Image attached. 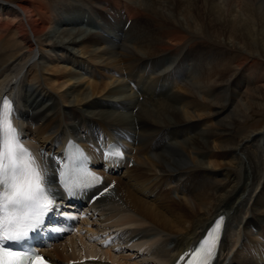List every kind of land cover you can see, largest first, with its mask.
<instances>
[{
  "label": "bare ground",
  "instance_id": "6f19581e",
  "mask_svg": "<svg viewBox=\"0 0 264 264\" xmlns=\"http://www.w3.org/2000/svg\"><path fill=\"white\" fill-rule=\"evenodd\" d=\"M4 93L59 211H84L41 247L53 264H173L218 215L211 264H264V126L243 128L264 110V0H0ZM67 137L103 182L65 197Z\"/></svg>",
  "mask_w": 264,
  "mask_h": 264
},
{
  "label": "snow or ice",
  "instance_id": "6c2138e0",
  "mask_svg": "<svg viewBox=\"0 0 264 264\" xmlns=\"http://www.w3.org/2000/svg\"><path fill=\"white\" fill-rule=\"evenodd\" d=\"M12 114L13 106L5 100L0 106V264H33L28 252L14 246L24 244L30 233L43 225L47 214L59 211V201L48 185L47 164L38 163L23 146L10 119ZM109 155L119 157L122 153L110 150ZM82 174L91 182L99 180L91 172ZM88 186V183L64 184L66 191ZM107 191L105 188L104 192ZM60 215L65 213L61 211ZM223 225L224 217L220 216L197 245L180 257L183 264H211ZM37 260L38 264H46L42 257Z\"/></svg>",
  "mask_w": 264,
  "mask_h": 264
},
{
  "label": "rangeland",
  "instance_id": "374dc122",
  "mask_svg": "<svg viewBox=\"0 0 264 264\" xmlns=\"http://www.w3.org/2000/svg\"><path fill=\"white\" fill-rule=\"evenodd\" d=\"M53 3H56V2L53 1ZM82 16L84 17V20L86 23H91V24H89V26L86 27L87 29L89 28L90 30H93V31L97 30V29H94L96 25H95L92 17H88V14L86 12ZM88 20H89V22H87ZM146 20H149V19L147 18ZM134 89H135V87H134ZM255 113L256 112H254L253 115L249 114V116L247 118V122L243 124L244 129H252V126H254V125H257L260 128L262 126H264V110L263 109L260 110V115H256ZM253 128H255V127H253Z\"/></svg>",
  "mask_w": 264,
  "mask_h": 264
}]
</instances>
